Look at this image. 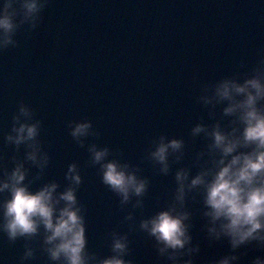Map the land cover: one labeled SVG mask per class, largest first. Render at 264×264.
Wrapping results in <instances>:
<instances>
[{
	"label": "water",
	"instance_id": "95a60500",
	"mask_svg": "<svg viewBox=\"0 0 264 264\" xmlns=\"http://www.w3.org/2000/svg\"><path fill=\"white\" fill-rule=\"evenodd\" d=\"M43 17L35 32L17 35L20 47L0 54V153L13 154L4 135L20 101L30 104L43 121L42 139L52 158L44 179L61 184L70 163L84 166L88 158L69 135L72 120L91 119L102 133L100 143L122 148L133 163L158 134L184 137V163H191L203 142L193 143L190 129L207 118L196 103L200 86L231 75L241 61L251 65L264 48V0H51ZM83 175L78 195L88 208V246L108 256L106 234L127 230L124 213L96 169L85 167ZM144 175L152 180L147 216L166 205L175 183L147 164ZM190 206L196 212L200 204ZM193 223V242L201 247L194 264L228 254L226 240H208L198 212ZM130 239L134 264H166L146 235L137 232ZM23 245H10L0 233V264H19ZM240 252L247 255L238 264L264 256L252 247ZM29 264L47 260L38 253Z\"/></svg>",
	"mask_w": 264,
	"mask_h": 264
},
{
	"label": "clouds",
	"instance_id": "9594fccd",
	"mask_svg": "<svg viewBox=\"0 0 264 264\" xmlns=\"http://www.w3.org/2000/svg\"><path fill=\"white\" fill-rule=\"evenodd\" d=\"M50 3L2 0L0 54L20 47L16 37L21 31L40 27ZM196 103L207 118L201 116L189 137L203 146L187 165L189 141L184 137L158 134L133 163L122 148L100 143L102 133L91 119L69 121L70 137L88 158L84 166L70 163L61 184L44 179L52 158L42 139L43 121L30 104L20 101L4 135L13 154L0 153V233L10 245L24 241L19 264L35 261L38 253L47 264H134L130 237L137 232L153 241L166 264H194L201 251L192 235L196 212L208 240L229 245L228 254L210 264H238L247 255L242 248L264 251V48L251 65L241 61L231 75L202 84ZM145 164L156 176H172L175 183L166 205L147 216L152 180L144 175ZM85 167L96 169L124 213L121 224L127 230L106 234L108 256L88 246V208L78 195ZM37 182L40 186L33 190ZM190 203L200 204L196 212ZM251 264H264V256L254 257Z\"/></svg>",
	"mask_w": 264,
	"mask_h": 264
}]
</instances>
